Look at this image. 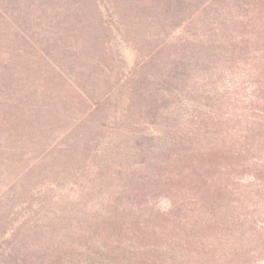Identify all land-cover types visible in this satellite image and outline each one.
Returning <instances> with one entry per match:
<instances>
[{"label":"trees","instance_id":"1","mask_svg":"<svg viewBox=\"0 0 264 264\" xmlns=\"http://www.w3.org/2000/svg\"><path fill=\"white\" fill-rule=\"evenodd\" d=\"M259 263L264 0H0V264Z\"/></svg>","mask_w":264,"mask_h":264},{"label":"rangeland","instance_id":"2","mask_svg":"<svg viewBox=\"0 0 264 264\" xmlns=\"http://www.w3.org/2000/svg\"><path fill=\"white\" fill-rule=\"evenodd\" d=\"M162 203H163V204H165V202H164V201H163ZM259 264H262V263H259Z\"/></svg>","mask_w":264,"mask_h":264}]
</instances>
